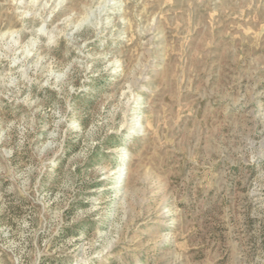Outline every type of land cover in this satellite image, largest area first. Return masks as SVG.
Returning a JSON list of instances; mask_svg holds the SVG:
<instances>
[{
    "label": "rangeland",
    "instance_id": "rangeland-1",
    "mask_svg": "<svg viewBox=\"0 0 264 264\" xmlns=\"http://www.w3.org/2000/svg\"><path fill=\"white\" fill-rule=\"evenodd\" d=\"M0 264H264V0H0Z\"/></svg>",
    "mask_w": 264,
    "mask_h": 264
}]
</instances>
